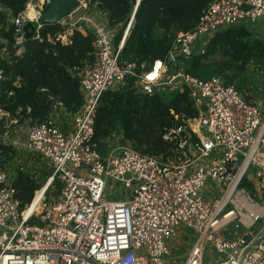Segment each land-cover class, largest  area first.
Here are the masks:
<instances>
[{
  "label": "built area",
  "instance_id": "1",
  "mask_svg": "<svg viewBox=\"0 0 264 264\" xmlns=\"http://www.w3.org/2000/svg\"><path fill=\"white\" fill-rule=\"evenodd\" d=\"M49 2L28 0L26 9L11 18L17 26L14 47L25 41L28 21L38 24L40 37V18ZM140 2L118 43L98 1L78 0L57 22L64 30L56 41L67 43L75 30L94 38L92 56L72 69L81 81L83 104L72 113L54 100L46 120H30L25 140L7 141L9 132L0 135L1 143L18 147L43 166L45 186L55 179L62 184L60 194L44 201L36 214L29 212L36 196L22 209L14 178L0 168V264H180L179 256L183 264H211L208 243L226 256L218 264H264V239L256 243L264 229L255 230L264 220L259 200L264 192V106L221 76H194L185 62L204 54L217 32L264 19V0H212L196 25L179 32L166 57L152 64L122 58ZM5 44L0 36V56ZM127 76L140 94L188 91L198 115L176 116L180 124L163 135L170 152L146 154L117 135L101 151L94 140L102 95L122 86ZM2 78L0 68V83ZM4 114L10 118L8 128L19 123L17 116ZM63 114L70 118L60 123ZM109 179L124 186L110 199L105 197ZM208 180L215 186L209 185L206 194ZM244 181L252 190L242 186ZM191 230L197 234L194 240Z\"/></svg>",
  "mask_w": 264,
  "mask_h": 264
},
{
  "label": "trees",
  "instance_id": "2",
  "mask_svg": "<svg viewBox=\"0 0 264 264\" xmlns=\"http://www.w3.org/2000/svg\"><path fill=\"white\" fill-rule=\"evenodd\" d=\"M109 18L112 33L120 24L128 21L136 0H95ZM212 0H141L134 24L122 51V58L129 61H142L152 64L164 59L172 41L179 32L192 29L202 12ZM28 0H0V36L7 41V49L0 56L3 78L0 83V135L8 132L7 117L4 113L17 116L19 122L30 119L31 123L47 119L52 111L54 100L62 101L68 112H76L83 104L81 81L74 67L82 66L92 56L93 35L75 30L67 43L56 41V36L64 29L59 23H47L36 35L26 39L20 49L14 47L17 26L11 21L26 9ZM49 3L45 5L48 9ZM162 30L156 36V30ZM123 29L115 37L118 43ZM188 71L196 77L207 79L218 75L227 83L239 80L238 88L247 98L251 95L246 75L249 65L255 64L264 69V41L252 38L248 23L236 25L217 32L206 46L202 55L185 59ZM28 107L31 108L28 111ZM20 111V112H19ZM196 117L188 91L175 93L140 94L134 87V79H128L122 86L106 91L97 107L94 140L100 150L106 149V140L120 136L130 140L139 151L161 155L172 150L164 133L180 124L176 116ZM15 151L13 145L0 142L1 160ZM13 186L21 208L28 207L33 212L39 205L45 186L41 188L29 173L18 171ZM242 186L252 190V184L244 181ZM50 188L60 194L62 184L55 179ZM42 189V190H41ZM41 190V191H40ZM254 190V189H253ZM44 207L35 211L40 213Z\"/></svg>",
  "mask_w": 264,
  "mask_h": 264
},
{
  "label": "rangeland",
  "instance_id": "3",
  "mask_svg": "<svg viewBox=\"0 0 264 264\" xmlns=\"http://www.w3.org/2000/svg\"><path fill=\"white\" fill-rule=\"evenodd\" d=\"M250 25V30L252 33V38H258L260 40L264 41V19H260L255 23H248ZM123 27V23L120 24L118 27H116L114 30L115 37L118 35L119 31H121ZM162 33V30L157 29L156 30V36H159ZM4 38V37H3ZM5 39V38H4ZM6 40V39H5ZM116 41V40H115ZM21 45V44H18ZM7 44L4 45L2 51H6ZM18 49V48H17ZM18 51H23V48L20 47ZM246 75L249 76L250 81L248 83L250 90L247 91L249 95H251V100L255 101L257 103H261L264 106V69L261 67H258L255 64H251L248 67V70L246 72ZM236 84H239V80L235 81ZM118 85H114L112 88H116ZM62 120H65L66 122L69 120L70 117L66 116V114L61 115ZM64 121V122H65ZM7 123L10 124V118H7ZM28 126V122L23 121L19 122L18 124H11L9 127V139L12 137L15 139H18L19 136L23 135L26 128ZM22 137V136H21ZM23 139H20L22 141ZM8 141V139H7ZM14 147V145H13ZM1 164L3 168L7 170V174L9 177L15 178L18 171H23L26 173H29L34 179L38 181V183L41 184V188H44L48 175L46 171L43 169V166L41 164L36 163L34 161V158L31 157L29 154H26L23 150H20L18 147L15 149V151L10 154V156H6L1 160ZM23 168V169H22ZM252 176V178L256 179L254 176V170H250L249 172ZM215 186L214 183L211 180H208L206 183V186L204 188V192L208 194V190L210 189L208 186ZM124 186L123 185H114L113 181L111 179L107 182V189L105 193V197L108 199L115 198L114 196L120 192H122ZM55 188H48L46 189L44 193V197L41 199L40 203L43 201L50 202L52 198H55L56 195L54 193ZM38 192V190H37ZM260 202L264 205V201L262 200V197L264 195V192L260 191ZM36 196V193H35ZM264 229V220H261L259 224L255 227V230L257 229ZM191 240H194L197 237V234L195 232L188 231ZM225 234V233H224ZM185 247H190L187 243L184 244ZM206 253L208 255V259L212 262L211 264H218L221 260H225L226 256L219 254L216 252L214 246H212L211 243H208ZM209 256H211L209 258ZM181 263L183 264L185 258L179 256Z\"/></svg>",
  "mask_w": 264,
  "mask_h": 264
},
{
  "label": "water",
  "instance_id": "4",
  "mask_svg": "<svg viewBox=\"0 0 264 264\" xmlns=\"http://www.w3.org/2000/svg\"><path fill=\"white\" fill-rule=\"evenodd\" d=\"M78 6V0H50L49 7L46 9L40 18V22L42 24L47 23H57L60 19L64 18L69 12L74 10ZM38 24L34 22H26L23 26V32L25 34V40L29 39L36 35V29ZM21 45H17V48H20ZM129 76L126 77V80ZM264 239V235H262L256 243L259 244ZM251 250V248L247 249V251ZM246 251V252H247Z\"/></svg>",
  "mask_w": 264,
  "mask_h": 264
},
{
  "label": "crops",
  "instance_id": "5",
  "mask_svg": "<svg viewBox=\"0 0 264 264\" xmlns=\"http://www.w3.org/2000/svg\"><path fill=\"white\" fill-rule=\"evenodd\" d=\"M6 10H7V9H6ZM61 120H62V118H60V120H58V122L60 121V123H62V122L65 121V120H62V122H61ZM26 121L28 122V125H29L30 119H26L25 122H26ZM26 129H27V128H26ZM21 136H22V137H21ZM21 136H19L18 139H15V138H13V137H12L11 139L8 138V141H13V140L15 141V140H20V139L25 140V139H26V130H25L24 134L21 135ZM9 137H10V136H9ZM42 189H43V188H42ZM42 189H41V190H42ZM41 190H40V191H41ZM45 191H46V190H45ZM45 191H44V193H45ZM43 197H44V196H43ZM43 197H42V198H43Z\"/></svg>",
  "mask_w": 264,
  "mask_h": 264
},
{
  "label": "bare ground",
  "instance_id": "6",
  "mask_svg": "<svg viewBox=\"0 0 264 264\" xmlns=\"http://www.w3.org/2000/svg\"><path fill=\"white\" fill-rule=\"evenodd\" d=\"M28 12H29V15H30L31 17H33V16L36 14V11H35V8H34L33 5H30ZM42 202H43V201H42ZM42 202L40 203V205H39V206H38L33 212H35L37 209H41V207H42Z\"/></svg>",
  "mask_w": 264,
  "mask_h": 264
},
{
  "label": "snow or ice",
  "instance_id": "7",
  "mask_svg": "<svg viewBox=\"0 0 264 264\" xmlns=\"http://www.w3.org/2000/svg\"><path fill=\"white\" fill-rule=\"evenodd\" d=\"M157 67H159V65H157ZM152 78H153L152 76L149 77V79H152Z\"/></svg>",
  "mask_w": 264,
  "mask_h": 264
}]
</instances>
